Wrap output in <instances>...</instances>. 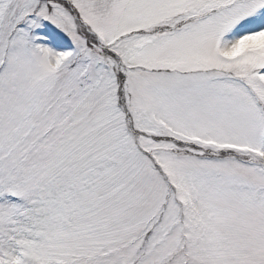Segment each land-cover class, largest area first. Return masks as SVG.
I'll return each mask as SVG.
<instances>
[{"label":"snow or ice","instance_id":"snow-or-ice-1","mask_svg":"<svg viewBox=\"0 0 264 264\" xmlns=\"http://www.w3.org/2000/svg\"><path fill=\"white\" fill-rule=\"evenodd\" d=\"M0 264H264V0H0Z\"/></svg>","mask_w":264,"mask_h":264}]
</instances>
